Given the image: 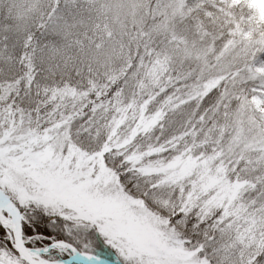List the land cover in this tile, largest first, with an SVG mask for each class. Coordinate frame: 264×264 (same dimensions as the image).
I'll return each mask as SVG.
<instances>
[{
	"label": "snow or ice",
	"instance_id": "obj_1",
	"mask_svg": "<svg viewBox=\"0 0 264 264\" xmlns=\"http://www.w3.org/2000/svg\"><path fill=\"white\" fill-rule=\"evenodd\" d=\"M0 264H264V0H0Z\"/></svg>",
	"mask_w": 264,
	"mask_h": 264
}]
</instances>
